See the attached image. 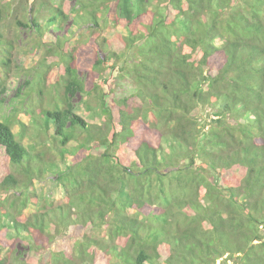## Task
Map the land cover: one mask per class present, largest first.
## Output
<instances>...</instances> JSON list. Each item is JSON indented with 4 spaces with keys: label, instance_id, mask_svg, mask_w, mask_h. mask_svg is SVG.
<instances>
[{
    "label": "trees",
    "instance_id": "16d2710c",
    "mask_svg": "<svg viewBox=\"0 0 264 264\" xmlns=\"http://www.w3.org/2000/svg\"><path fill=\"white\" fill-rule=\"evenodd\" d=\"M11 4L44 55L11 115L29 144L0 112L9 264H264V0H0V23Z\"/></svg>",
    "mask_w": 264,
    "mask_h": 264
},
{
    "label": "rangeland",
    "instance_id": "374dc122",
    "mask_svg": "<svg viewBox=\"0 0 264 264\" xmlns=\"http://www.w3.org/2000/svg\"><path fill=\"white\" fill-rule=\"evenodd\" d=\"M9 1V0H8ZM15 4H11L9 6V10H7L5 19L3 22L0 23V33L3 34L7 41H13L12 48L8 49V54L12 58V61L9 63L10 66L7 67L8 72H3L0 68V80L4 81L5 85V92L1 94V96L4 99V104L2 107V114L4 116L10 117V126L13 130V132L16 134L17 138L21 139V142L26 145L29 144L27 137H21L20 136V128L17 120L20 119L21 121H26V118L24 117L23 109L17 110L16 117H12L13 111H15L14 106H16V100L21 99L22 95L21 92H19L20 97H16L17 94V88L21 85L23 80L25 79V73L28 71L29 68L35 67L37 65L38 60L40 57H43V50L40 48L34 49V50H28L32 46V36L29 35V32L27 29H24L21 26L16 25L14 16H17L15 13ZM17 12V11H16ZM70 24V21H67L65 24V27H67ZM84 25L81 27L83 28ZM9 43V42H8ZM19 67L18 69L16 68ZM21 69V70H19ZM85 74V73H84ZM114 81V80H113ZM23 91V90H22ZM74 104H75V111L83 116L85 119L89 121H97L98 117L93 111H98V109L87 111L84 107V103L82 102V99H80L79 95H76L74 97ZM32 99L28 101V103H31ZM208 109V108H207ZM207 109H204L203 114L207 112ZM22 111V112H19ZM36 192L39 196H42L46 198L47 200H53L55 203H61L64 200V194L62 189L58 187L56 184H54L51 181L50 177L45 178L43 181H40V183L36 184L35 188ZM0 196L2 198H6L7 202L11 199V194L8 192H1ZM5 223V220H3ZM4 229V230H2ZM5 232V233H3ZM0 233L5 235L4 241L2 240L1 245L2 250L0 252V256L5 258V264H9L11 261H14L17 257H20L19 261H23L24 254H20L21 252L25 253V250L27 249L26 242L28 239H26L24 236L17 237L14 235L15 233H12V231L9 229L6 230V228L0 227ZM10 241H13L12 244H9ZM14 248V250H13ZM24 250V251H22ZM19 252V254H17ZM45 252L46 256L50 255L49 251L47 249L43 250ZM227 263H231V260H228Z\"/></svg>",
    "mask_w": 264,
    "mask_h": 264
}]
</instances>
